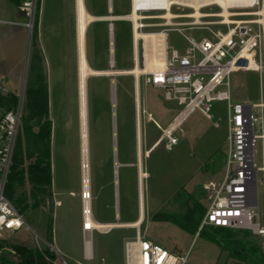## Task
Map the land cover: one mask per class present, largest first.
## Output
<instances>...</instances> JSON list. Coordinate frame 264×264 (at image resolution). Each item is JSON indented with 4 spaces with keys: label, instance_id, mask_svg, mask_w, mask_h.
Returning <instances> with one entry per match:
<instances>
[{
    "label": "rangeland",
    "instance_id": "1",
    "mask_svg": "<svg viewBox=\"0 0 264 264\" xmlns=\"http://www.w3.org/2000/svg\"><path fill=\"white\" fill-rule=\"evenodd\" d=\"M130 0H112V17L130 15ZM260 8L232 11L248 15L230 18L234 21H243L257 34L262 29L257 21ZM221 11L216 6L200 10L206 17L201 22L208 23L221 20L218 15ZM173 15L187 16L190 9L170 10ZM254 14V15H253ZM162 14H142L145 19L138 22L143 34L157 33L162 29L156 27L164 23L160 19ZM189 18H175L174 24L189 23ZM116 56L111 71H127L133 67V48L128 22L113 21ZM204 30H185L183 35L193 38L196 42L210 37L209 30L215 32L225 28L205 26ZM185 29L184 26L173 29ZM8 25L0 24V70H8L13 78L12 84L19 87L16 91L24 95V108L27 102V92L30 87H40L43 84L41 66L38 58H34L37 51V37L34 32L29 38L25 36L20 43L17 35ZM106 29L100 28L89 31V49L96 52L91 57V66H105V49L103 38ZM14 38V39H13ZM16 45V46H15ZM167 46L184 54L189 44L175 31L167 33ZM38 49V48H36ZM169 54V51H168ZM92 55V54H91ZM4 59V60H3ZM138 60L141 66V42L138 45ZM254 62L259 70L249 72L240 70L229 77V103L255 104L264 102V41L254 50ZM101 63V65L99 64ZM241 66H246L241 64ZM141 68V67H140ZM40 71V72H39ZM37 72V73H36ZM36 74V75H35ZM35 76V83L32 78ZM53 76V74H51ZM99 77V76H97ZM112 81L115 92L114 117L110 106L109 85ZM1 82V75H0ZM51 87H54L52 81ZM135 83L131 75L89 77L86 82V125H87V164L90 151L89 166V204L90 211L98 222H115L113 216L114 186L113 170L116 173L117 206L120 222H131L137 218V170H136V119H135ZM140 97V128L141 163L147 177L142 182L143 222L139 227L140 234L154 244H158L177 254L187 253V264H242L231 259L226 252L213 243L199 236L203 230L212 232L211 228L203 227L200 223L206 213L213 192L206 189L209 183L218 184L222 181L224 169V154L227 150L226 141V103L214 101L210 103L208 115L205 118L198 110H194L182 123L180 131L172 134L177 142L169 150L166 149L167 140L153 123L147 120L144 113H149L154 122L163 129L178 113L180 107L173 102H167L160 90L150 86L144 87L138 81ZM11 93L0 86V95ZM12 94V93H11ZM77 90L50 89V121L53 124L50 139L51 181L54 198L61 201L57 207L52 196L44 206L22 215L30 231L21 232L7 239L15 246H21L42 251L49 249L55 254L53 264H123L122 246L125 240H133L136 229H111L108 233L93 231L91 233L92 259H81L82 233V183H81V155L80 129L77 120L76 108ZM14 105L7 109L0 107V116L12 110ZM255 116L259 119L253 126L255 136L264 135V109H255ZM25 115V112H24ZM217 124V127H214ZM35 130V129H34ZM21 133V131H20ZM20 135V134H19ZM163 138V141L152 148L148 155L145 150ZM24 146V144H23ZM254 164L257 169L264 167V139H257L253 144ZM116 162L113 165V155ZM120 163L127 164L120 167ZM30 186L25 180L17 194H27ZM257 207L254 209V222L264 228V172H256ZM200 208L202 217L196 227L194 235H190L177 226L160 222L154 219L155 215L173 214L180 217L191 215L196 217ZM48 217L52 221L51 239H47L46 222ZM82 229V223H81ZM230 239L239 240L243 244H251L264 251V236L252 234L250 231H231ZM35 237H38L36 239ZM217 237L222 240L228 236ZM49 241V242H48ZM247 246V245H246Z\"/></svg>",
    "mask_w": 264,
    "mask_h": 264
},
{
    "label": "built area",
    "instance_id": "2",
    "mask_svg": "<svg viewBox=\"0 0 264 264\" xmlns=\"http://www.w3.org/2000/svg\"><path fill=\"white\" fill-rule=\"evenodd\" d=\"M135 5L136 13L163 14L167 10L193 9L169 0L167 8L165 0H130L131 8ZM264 0H254L252 3L238 6L229 2L226 9L234 18L237 13L232 11L260 8ZM216 6L220 11L222 7L215 1L210 0L199 10ZM18 11L23 16L22 23H13L23 27L30 38L35 31L40 10V0H18ZM131 12V9H130ZM176 18H187L186 16L174 15ZM212 17H217L213 15ZM221 18V17H220ZM190 19V18H189ZM123 22H132L128 15L120 17ZM163 20V19H162ZM173 20V19H172ZM168 25L164 23L155 25L162 30L154 34H163L165 37L164 65L154 72H142L138 81L142 86H150L162 91L163 98L167 102L176 103L180 110L163 129L154 122L149 113H144L147 120L165 134L167 140L166 149L169 150L176 144L177 140L172 136L180 131L182 123L194 111L198 110L205 118L208 115L210 103L214 101L226 103V141L227 150L224 158V169L222 181L218 184L209 183L206 189H211L213 195L206 213L200 223L203 227L222 228L235 231H250L252 234L264 236V228L254 222V209L257 207V192L253 195V182L256 185V172L259 169L254 164L253 144L258 136L253 134V126L258 123L255 109L259 105L229 103V77L237 73L235 64L249 53L252 58L254 50L260 45L264 35L257 34L247 22L231 20L229 24L224 23L223 18L219 21L208 23L195 19L189 23ZM141 22V21H139ZM138 31L141 30V25ZM184 26L185 29H173V27ZM205 26L225 28L224 32L216 30L208 31L210 37L202 38L196 42L193 38L183 35L185 30H204ZM175 31L189 44L184 54H179L167 46V33ZM141 33V32H140ZM131 45L133 48L134 66V38L130 30ZM141 42V66L144 67V51ZM169 51V54H168ZM138 55V46H137ZM262 108V107H261ZM264 109V108H263ZM140 113V111H139ZM24 116V95L20 93L12 110L0 116V264H8L7 261L15 262L17 257L12 244L7 241L11 236L21 232L30 231L22 215L14 208L5 196L8 176L13 164V158L17 147L18 137L21 131V122ZM217 127V124H214ZM83 198V194H82ZM83 244L88 260L92 254L87 250L86 236L89 235L91 245V233L83 229ZM38 239V237H35ZM123 264H187V253L177 254L166 248L144 239L137 229L133 240H125L122 246Z\"/></svg>",
    "mask_w": 264,
    "mask_h": 264
},
{
    "label": "crops",
    "instance_id": "3",
    "mask_svg": "<svg viewBox=\"0 0 264 264\" xmlns=\"http://www.w3.org/2000/svg\"><path fill=\"white\" fill-rule=\"evenodd\" d=\"M77 4H78V0H40L39 19H38V24L36 27L37 46L34 45L33 48L35 51H37V54H34V58H38L37 60L42 70L41 73L42 75L44 74V84L47 89L48 119L50 118V108H49L50 89L54 88V89H59V90H66L70 88L71 89L76 88L77 90V99H76L77 120H78L79 129H80V105H79V62H80L79 46L80 45H79V39H78V22H77L78 18L76 16L77 11H78ZM82 5L86 13L91 18H93L92 21H89L87 23L85 32H84L83 50H84L86 64L93 71H111V70H106V69L107 68L111 69L114 66V61H115V56H116L114 25L112 24V22L113 21L123 22V21L120 20V17L111 16L112 15V0H82ZM17 6H18V0H0V24L8 25L10 28H12L13 35H17L20 43H23V40H25V36L27 35L26 30L19 25L13 24V23H22L24 20L23 16L20 14V12L17 9ZM102 18L104 20H102ZM97 28L106 29V33L103 38L104 39L103 45L105 46V49L103 52H100L101 54H105L106 56L105 66L103 67L97 66V65L91 66L90 64L92 63L90 62L91 61L90 59L92 56L96 54V52L90 51L89 49V43H88L89 34L88 33L90 30L92 31L97 30ZM99 64L101 65V63ZM7 72L8 70H6V68L4 67L1 68L0 86L10 91L13 95H16L17 93L15 90L19 87L12 84L13 78L10 77L9 73ZM51 74H53V76H51ZM100 77L101 76L96 77V78H100ZM34 79H35V76L31 79L33 83H35ZM52 81H54V84H55L54 87L50 86L51 83H53ZM110 82H111L109 85L110 106L112 109V116L114 117L113 109H114V100H115V92H114L115 89L112 85V81ZM139 99L140 97H139V87H138V103H139L138 107L140 111V100ZM135 112H136V107H135ZM86 115H87V107H86ZM135 119H136V114H135ZM139 119H140V113H139ZM52 128H53V124H51V137H52ZM135 128H136V133L140 132L139 124L137 126V120H136ZM86 137H87V132H86ZM162 141L163 140H159L155 142L154 144L149 145V147H147L145 150V155L147 156L149 151L152 148L156 147L158 144H160ZM86 144H87V139H86ZM136 148H137V143H136ZM139 148H140V158H141L140 133H139ZM115 153L116 152H114V155L112 157L113 159L112 166H114L116 162ZM222 154H224L225 156V153H222ZM88 163H89L88 164V171H89L90 151L88 155ZM137 163H138V159H137V152H136V165ZM140 164H141V169L143 170L141 159H140ZM118 166L125 167L127 166V164L120 163V165L118 164ZM113 176H114L113 186L115 190L113 216H114L115 222H98L97 220H95V218L93 217L90 211L91 218L94 222L99 223V224L132 223L139 218V215H140L139 206L137 208V218L134 221H131V222H120L119 221L120 214H119V209L117 206V197H116L117 196V184H116L117 176H116V173H114V170H113ZM89 177L90 176L88 172V182L90 180ZM51 196H52L53 202L58 203V205L56 206L61 207L62 206L61 201L54 198V193L52 190V181H51ZM90 208L91 206L89 204V210ZM142 210H143V201H142ZM142 222H143V214H142ZM81 223L82 222H80V230L83 236V230L81 229ZM119 229H129V228H119ZM90 253L92 254V244L89 246V254ZM81 259L84 261H88L86 257V252L84 249L83 238H82Z\"/></svg>",
    "mask_w": 264,
    "mask_h": 264
},
{
    "label": "trees",
    "instance_id": "4",
    "mask_svg": "<svg viewBox=\"0 0 264 264\" xmlns=\"http://www.w3.org/2000/svg\"><path fill=\"white\" fill-rule=\"evenodd\" d=\"M34 35L36 38V31ZM41 81H43L42 86L30 87L27 92L21 133L18 137L13 164L5 189V196L21 215L29 210H37L51 200V122L48 119L47 89L44 84V77ZM15 103V95L11 93L0 95V107L10 109ZM25 180L30 186V191L28 195H18L17 190L23 186ZM202 214L203 210L200 208L194 219L190 214L185 217L173 214L155 215L154 219L173 224L188 234L194 235ZM45 228L47 239L50 240L52 234L50 217L47 219ZM207 228H211L212 232L203 230L199 236L215 244L221 252L228 253L231 259L242 264H264V251L250 243L246 246L239 240L229 238L231 231L235 230ZM217 234L228 236L229 239L220 240ZM11 246L17 259L15 262L7 261L8 264H53L55 259V254L50 252L48 248L39 251L21 246Z\"/></svg>",
    "mask_w": 264,
    "mask_h": 264
},
{
    "label": "bare ground",
    "instance_id": "5",
    "mask_svg": "<svg viewBox=\"0 0 264 264\" xmlns=\"http://www.w3.org/2000/svg\"><path fill=\"white\" fill-rule=\"evenodd\" d=\"M169 0H165V7L167 8ZM177 3H181L188 8L193 9L192 13L190 15H187V18L195 19L196 21H199L200 18L206 17L204 14L200 13L199 8H201L203 5L208 4L210 0H173ZM221 7V12L216 15L217 17H221L224 20V23L229 24L230 23V16H233L229 12V10L226 9V6L229 2H232L235 5L238 6H244L245 4H250L254 0H215ZM78 11H77V18H78V39H79V53H80V62H79V105H80V155H81V183H82V194H83V204H82V227L83 229L88 231H96L101 233H108L111 229H119V228H129V229H138L142 222V182L147 177V175L142 171L141 164H140V148H139V132L136 133V143H137V159L138 163L136 165L137 170V197H138V206L140 215L139 218L132 222L127 224H99L92 220L89 210V190H88V164H87V144H86V86L85 82L88 77H97V76H112V75H131L136 80V86H135V107H136V120H137V126H138V119H139V107H138V77L139 75L144 72H154L158 69H161L164 65V56H165V37L163 34H143L142 32H138L139 21L145 19L142 16H139L136 13L135 5L133 3V7L131 8L130 15H128L129 20L132 22V35L134 38V66L130 70L125 71H93L91 70L85 61L84 56V50H83V41H84V32L86 25L89 21H92L93 18H91L85 11L82 0H78ZM237 16L242 15H248L246 13H237L234 14ZM254 15V14H253ZM259 15L262 19L257 21V24L261 26L263 35H264V3L260 7L259 13L255 14ZM176 17L170 13L169 10H167L166 13H163L160 17V19H163L166 21L168 25L171 24V20L175 19ZM102 20H104L102 18ZM108 20V18H107ZM142 41V49L144 51V67L140 68L138 66V57H137V46L138 41ZM264 41V40H263ZM241 64H245L246 66H241ZM235 67L237 71L243 70V71H249V72H257L259 70L257 64L254 62L252 56L247 53L244 54L243 58H240L239 62L235 64ZM264 72V67H263ZM260 107L264 108V102L262 104H259ZM165 134L163 133V137L165 138ZM258 139H264L263 136H259ZM160 140H163L160 139ZM259 171L264 172V167L260 168ZM264 233V232H262ZM86 242H87V250H89L90 241H89V235L86 236Z\"/></svg>",
    "mask_w": 264,
    "mask_h": 264
},
{
    "label": "water",
    "instance_id": "6",
    "mask_svg": "<svg viewBox=\"0 0 264 264\" xmlns=\"http://www.w3.org/2000/svg\"><path fill=\"white\" fill-rule=\"evenodd\" d=\"M112 20H113V18H112ZM255 193H256V185H255V181L253 182V195H255Z\"/></svg>",
    "mask_w": 264,
    "mask_h": 264
}]
</instances>
